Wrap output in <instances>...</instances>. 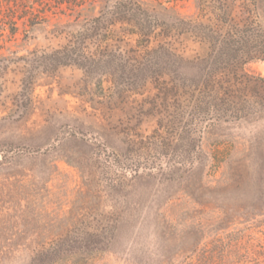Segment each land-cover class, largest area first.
<instances>
[{
	"label": "rangeland",
	"instance_id": "obj_1",
	"mask_svg": "<svg viewBox=\"0 0 264 264\" xmlns=\"http://www.w3.org/2000/svg\"><path fill=\"white\" fill-rule=\"evenodd\" d=\"M136 1L160 20L198 7ZM112 2L0 0V264L41 250V264H264V113L211 126L190 170L168 177L157 155L127 154L157 126L143 113L150 83L118 96L65 66L18 95L22 56L59 46ZM260 17L264 28V0ZM196 53L187 41L185 56ZM244 68L264 77V60Z\"/></svg>",
	"mask_w": 264,
	"mask_h": 264
},
{
	"label": "trees",
	"instance_id": "obj_2",
	"mask_svg": "<svg viewBox=\"0 0 264 264\" xmlns=\"http://www.w3.org/2000/svg\"><path fill=\"white\" fill-rule=\"evenodd\" d=\"M260 18V0H198L194 17L170 20H160L136 0H114L59 46L22 56L18 95L28 97L35 74L65 66L79 69L85 82L96 80L100 89L107 83L118 96L139 93L150 83L154 93L143 113L156 115L157 126L150 135L130 139L127 154L138 161L153 153L157 170L173 177L190 170V155L200 156L208 128L264 113V77L244 68L264 60ZM189 40L203 53L185 56ZM44 254L39 251L29 264H41Z\"/></svg>",
	"mask_w": 264,
	"mask_h": 264
}]
</instances>
